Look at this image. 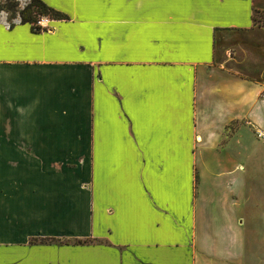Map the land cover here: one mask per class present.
<instances>
[{
  "label": "crops",
  "instance_id": "obj_1",
  "mask_svg": "<svg viewBox=\"0 0 264 264\" xmlns=\"http://www.w3.org/2000/svg\"><path fill=\"white\" fill-rule=\"evenodd\" d=\"M40 1L67 20L33 33L0 12V264H264V214L202 204L238 203L228 126L264 130V33L247 80L212 64L211 37L264 0Z\"/></svg>",
  "mask_w": 264,
  "mask_h": 264
},
{
  "label": "rangeland",
  "instance_id": "obj_2",
  "mask_svg": "<svg viewBox=\"0 0 264 264\" xmlns=\"http://www.w3.org/2000/svg\"><path fill=\"white\" fill-rule=\"evenodd\" d=\"M132 4H136L135 0H129ZM139 1V0H138ZM141 4L144 6H150V0H140ZM257 1V0H256ZM259 0V4H261ZM28 0H0V12H3L6 15L7 19H11L15 16V13L22 9ZM14 10L12 12L6 11L4 7H12ZM40 19V18H38ZM49 21V20H47ZM47 23L44 25L46 26ZM256 31L259 33H264V12L257 9H251V28L250 29H215L211 37L212 49H215V57L212 61L213 65L227 71L237 72L238 76L243 79H248V70L245 67V52L247 49L251 48L254 42L251 38L252 34ZM256 41L263 42V39L260 37L255 38ZM256 49V48H254ZM257 52V50H255ZM259 56V55H258ZM261 56V54H260ZM259 56V57H260ZM228 63V64H226ZM256 74H261L262 67H254ZM235 74V73H234ZM252 78V77H251ZM259 78V79H258ZM253 82L256 85L261 87V93L259 97L261 98L264 95V78L259 76L253 78ZM243 127V132H239L237 138L234 142L232 139L230 154L233 153L225 162V166L228 167L233 163H236L233 170H238V167L243 168L246 174L238 177L236 182V197L237 205L227 207L225 206V199L228 197V191H222L218 196H213L208 194L203 201V208L206 216L215 217V216H252L258 214H264V146L262 145L263 140L256 136L257 131H262V128L259 126H252L244 122L241 123H232L228 126L229 133H235ZM224 140L219 142L214 148L215 151L219 152L220 148L224 145ZM228 145V144H227ZM197 147H194L196 149ZM241 151L239 154L241 156H236L235 152ZM228 153V154H229ZM247 155V157L244 156ZM243 156L245 158H243ZM210 160V158L208 159ZM213 160V159H211ZM215 161H211L210 165L213 166ZM223 170L219 171L217 174L205 175L209 176L211 179L215 176L221 177L222 174L229 176L230 171L223 173ZM243 174V173H239ZM187 179L185 181L188 184V190L190 195V211L192 212L193 207L199 197V185L201 183V177L203 176L201 172V162L197 157L190 158L188 174L186 175ZM205 181H208V178H205ZM234 187V186H233ZM90 244H105L102 240H92Z\"/></svg>",
  "mask_w": 264,
  "mask_h": 264
},
{
  "label": "trees",
  "instance_id": "obj_3",
  "mask_svg": "<svg viewBox=\"0 0 264 264\" xmlns=\"http://www.w3.org/2000/svg\"><path fill=\"white\" fill-rule=\"evenodd\" d=\"M14 6L8 8L4 7L3 9L9 12L14 10ZM17 15L19 23L21 25H28L29 30L33 33L43 31L44 29L37 27L35 25L38 18L44 17L47 20L51 21H63L67 20V17L60 12L46 6L40 0H28L27 4L15 13ZM79 244L84 242L78 241Z\"/></svg>",
  "mask_w": 264,
  "mask_h": 264
},
{
  "label": "built area",
  "instance_id": "obj_4",
  "mask_svg": "<svg viewBox=\"0 0 264 264\" xmlns=\"http://www.w3.org/2000/svg\"><path fill=\"white\" fill-rule=\"evenodd\" d=\"M47 22H48V21H47L46 18L41 17L40 19H38V20L36 21L35 25H36L37 27H40V28L44 29V27H45L44 24L47 23ZM256 136H257L258 138L263 139V138H264V130H262V131H257V132H256Z\"/></svg>",
  "mask_w": 264,
  "mask_h": 264
}]
</instances>
